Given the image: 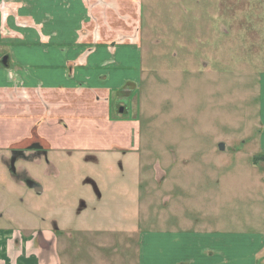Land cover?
I'll return each instance as SVG.
<instances>
[{"label":"rangeland","instance_id":"rangeland-1","mask_svg":"<svg viewBox=\"0 0 264 264\" xmlns=\"http://www.w3.org/2000/svg\"><path fill=\"white\" fill-rule=\"evenodd\" d=\"M65 2L56 29L67 22L72 43L103 33L120 58L56 53L40 41L53 24L46 0H0V82L50 67L21 76L33 91L0 99V114L40 112L0 148V214L52 231L60 264H172L193 251L160 235L263 234L264 0Z\"/></svg>","mask_w":264,"mask_h":264},{"label":"crops","instance_id":"crops-1","mask_svg":"<svg viewBox=\"0 0 264 264\" xmlns=\"http://www.w3.org/2000/svg\"><path fill=\"white\" fill-rule=\"evenodd\" d=\"M37 1L39 2V0ZM65 1L69 2V7L71 10L73 7V0H64V2L60 0H46L47 2L46 12H48L49 14L48 21L49 20L52 21L50 17L51 14V16H53L52 23L54 22L56 25L62 26V24H59L62 19L61 17L58 18L56 16V12L62 11L60 9L62 3L66 4V6L68 5ZM81 5L83 6L84 4L80 3V6ZM34 12L32 13V16L34 15ZM63 22H64L63 31L57 30L56 25L54 23L50 24L48 26V32L51 34L48 37L49 41H47L48 38H46L44 41L41 39L40 41L41 42L46 41L47 44H49V46L51 47L49 48L59 54L63 53V51L66 53L67 52L76 53V52H80L82 49L85 55L87 54H90L89 56L94 55L92 58L98 60H106L108 58L109 59L113 58V60L118 61V59L120 58L119 52H115V54L108 53L104 48L103 44L106 41H104V39H101L104 38L103 33L99 34L97 37H94V39L90 41H86L87 38H84L83 35L79 40H77L76 42L73 41L74 43H72V40L70 38L71 33L69 35V30H66L68 24L65 21ZM1 38L2 36L0 37V41ZM36 41H38V38ZM12 42L17 44L16 49L25 52L29 50L33 51V49H26V47H24L23 40L21 41L16 40ZM94 45L95 46L97 45L99 48L93 50V48L95 47ZM55 47H57L59 50L56 51L57 48ZM131 56L134 57L133 54H131ZM79 59H81V56L79 57ZM76 63L77 62L69 61L67 63V72L69 73L73 72V70L77 66ZM22 65L27 66V63ZM79 66H82L81 63ZM8 68H10V65ZM27 68L31 70L30 67ZM41 68L42 70H40ZM43 68L48 70L50 67L49 65H44V66L37 65L34 66L33 69L35 71V74L38 75L39 74L38 72L42 73L41 71H44ZM108 69L111 72L110 73L111 76L109 77V80L105 78L107 84L109 83L110 79L113 78V74H117L118 70L120 71L121 68L118 67L117 65L116 68L112 67ZM63 70L54 71V73L56 72V74H63L60 73ZM115 70L117 73H115ZM122 70L125 69L123 68ZM25 74L30 75L31 78L36 76L35 74L29 73L28 71H23L17 73L16 77H14V79L17 80V83L16 81H11L9 83H6L5 81L4 84L0 82V99L5 98L4 104L13 100L11 98L15 94H17V98H18L19 93L21 92L26 93L25 90L27 89L24 90L23 87H25V85L29 83V81H26L25 79L26 77H21L22 75ZM31 78L30 80L33 81V79ZM113 80L114 79H112V81ZM49 90L51 92L53 91L55 92V88L53 87H51V89ZM27 91H33V88L28 89ZM11 92H15L14 95ZM42 93H44V95L46 94L45 92ZM29 98L31 99V102L34 103L33 96L31 97L29 96ZM38 105L39 104H36L35 108L33 106V108L29 110V112H25V110L23 109L24 108L23 103L20 104V107L16 105V110L18 108L22 110L23 113H26V115H16V113L13 114L12 112L8 111L7 106H4L6 111H4L5 113L0 114V133L2 129L9 130L11 132V137H9L6 140L0 139V148L6 147L10 142L14 141L17 137L23 136V133L24 135H26L25 132L27 133L28 129L25 132H20L16 134H14V132L16 131L18 126L24 123L32 124L37 121V119L40 116ZM0 107H2V105H0ZM56 116L58 118H60L59 116L62 117V115H56ZM262 149L264 148L261 145L258 150L259 152L257 154L258 156L264 155V153L260 152V150ZM251 168L253 169L255 167H251ZM37 211H39V209H37ZM48 215L47 218L49 219ZM9 220L11 221L13 220V227L17 226V228L19 229L11 228L9 224ZM21 228L22 227L20 226V224L17 223V220L13 217V213L11 211H8L7 216L0 214V264H60L58 248L55 241V235L52 231L46 228H41L32 232H27L25 230H22ZM210 229L205 230L204 228L199 227L196 230H194L196 234L194 233H191L190 235L175 234V237L160 235L159 241H164L169 239L170 242H174L175 240H177L178 242L174 247L177 252L184 251L186 253V251H190V252L193 251V254L187 255L186 258L182 257L180 258V260L179 258L173 260L174 263L172 264H259L260 252L264 250L263 231H262L263 234L260 235L259 234L246 235L242 232L228 233V235H219L216 234L218 232H215ZM161 231H165V230H161ZM180 231L184 232L189 230H180ZM141 246H145L146 248L145 238L143 239V243L141 242ZM161 252L162 253L164 252L163 248L161 249Z\"/></svg>","mask_w":264,"mask_h":264},{"label":"water","instance_id":"water-1","mask_svg":"<svg viewBox=\"0 0 264 264\" xmlns=\"http://www.w3.org/2000/svg\"><path fill=\"white\" fill-rule=\"evenodd\" d=\"M1 65L2 66H6L7 65V56H4L2 59H1ZM123 110L122 108L119 109V112L121 113ZM218 149L219 150H223V145L220 144L218 145ZM27 150H34V151H41V146L38 145V144H33V145H30ZM34 191L35 192H40L41 191V188L39 187H34Z\"/></svg>","mask_w":264,"mask_h":264},{"label":"trees","instance_id":"trees-1","mask_svg":"<svg viewBox=\"0 0 264 264\" xmlns=\"http://www.w3.org/2000/svg\"><path fill=\"white\" fill-rule=\"evenodd\" d=\"M261 157H263V158H261L263 160L264 159V155L263 156L261 155Z\"/></svg>","mask_w":264,"mask_h":264}]
</instances>
